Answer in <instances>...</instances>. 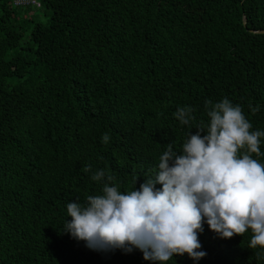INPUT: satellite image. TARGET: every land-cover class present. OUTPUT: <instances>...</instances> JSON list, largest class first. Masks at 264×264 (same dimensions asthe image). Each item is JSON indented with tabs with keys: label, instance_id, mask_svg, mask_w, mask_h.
I'll return each mask as SVG.
<instances>
[{
	"label": "trees",
	"instance_id": "16d2710c",
	"mask_svg": "<svg viewBox=\"0 0 264 264\" xmlns=\"http://www.w3.org/2000/svg\"><path fill=\"white\" fill-rule=\"evenodd\" d=\"M26 7H44L49 21ZM225 97L264 129V0H0V264H152L138 249L93 251L60 231L66 204L99 194L98 168L122 190L137 176L138 188L188 130L176 109L191 106L201 124L205 102ZM250 238L205 224L197 264H264Z\"/></svg>",
	"mask_w": 264,
	"mask_h": 264
},
{
	"label": "clouds",
	"instance_id": "9594fccd",
	"mask_svg": "<svg viewBox=\"0 0 264 264\" xmlns=\"http://www.w3.org/2000/svg\"><path fill=\"white\" fill-rule=\"evenodd\" d=\"M205 123L193 125L194 108L178 107L175 119L187 131L177 147L166 144L155 171L136 187L96 169L99 194L66 204L60 231L93 251L138 249L145 261L167 264L184 255L193 264L206 255L198 239L206 224L220 238L251 232L247 248L264 252V129H253L242 106L227 97L206 101ZM250 110L255 113L259 106ZM195 128L192 133L190 130ZM110 137L102 135V143ZM255 154V156H253ZM91 165L85 166L90 171ZM159 185V187H157Z\"/></svg>",
	"mask_w": 264,
	"mask_h": 264
},
{
	"label": "rangeland",
	"instance_id": "374dc122",
	"mask_svg": "<svg viewBox=\"0 0 264 264\" xmlns=\"http://www.w3.org/2000/svg\"><path fill=\"white\" fill-rule=\"evenodd\" d=\"M24 14H26V16L28 17H31L32 15L35 14L33 18L42 24L47 23L49 21V13H44V7L41 8L26 7L24 10ZM30 23L25 24L24 28L28 29L30 27ZM21 43L23 44L28 43L27 32L24 33Z\"/></svg>",
	"mask_w": 264,
	"mask_h": 264
},
{
	"label": "built area",
	"instance_id": "2783aa9c",
	"mask_svg": "<svg viewBox=\"0 0 264 264\" xmlns=\"http://www.w3.org/2000/svg\"><path fill=\"white\" fill-rule=\"evenodd\" d=\"M16 6H40V0H12Z\"/></svg>",
	"mask_w": 264,
	"mask_h": 264
},
{
	"label": "water",
	"instance_id": "95a60500",
	"mask_svg": "<svg viewBox=\"0 0 264 264\" xmlns=\"http://www.w3.org/2000/svg\"><path fill=\"white\" fill-rule=\"evenodd\" d=\"M245 22H246V21H245V17L243 16V24H245Z\"/></svg>",
	"mask_w": 264,
	"mask_h": 264
}]
</instances>
